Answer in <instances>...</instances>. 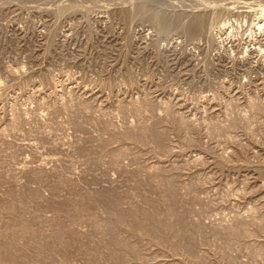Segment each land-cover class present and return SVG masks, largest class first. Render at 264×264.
<instances>
[{
	"label": "rangeland",
	"instance_id": "obj_1",
	"mask_svg": "<svg viewBox=\"0 0 264 264\" xmlns=\"http://www.w3.org/2000/svg\"><path fill=\"white\" fill-rule=\"evenodd\" d=\"M263 20L0 0V264H264Z\"/></svg>",
	"mask_w": 264,
	"mask_h": 264
},
{
	"label": "bare ground",
	"instance_id": "obj_2",
	"mask_svg": "<svg viewBox=\"0 0 264 264\" xmlns=\"http://www.w3.org/2000/svg\"><path fill=\"white\" fill-rule=\"evenodd\" d=\"M73 4H74V3H73ZM69 8H70V7H69ZM260 11H261V10H260ZM262 15H263V14H262ZM262 15H261V16H262ZM198 17H199V16H198ZM259 19H260V18H259ZM173 21H174V20H173ZM263 21H264V20H263ZM262 23H263V22H262ZM262 26H263V25H262ZM221 29H222V28H221ZM261 29H262V28H261Z\"/></svg>",
	"mask_w": 264,
	"mask_h": 264
}]
</instances>
